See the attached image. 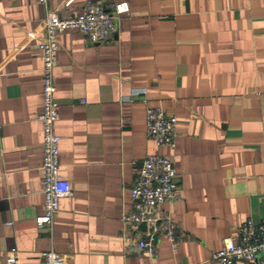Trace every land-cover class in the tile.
Listing matches in <instances>:
<instances>
[{"label":"crops","instance_id":"1","mask_svg":"<svg viewBox=\"0 0 264 264\" xmlns=\"http://www.w3.org/2000/svg\"><path fill=\"white\" fill-rule=\"evenodd\" d=\"M86 0H0V264H214L221 240L264 222V0H90L111 13L106 42L58 35L53 69L60 174L70 195L50 229L42 213L41 57L47 12ZM132 90L143 91L122 101ZM175 120V150L145 137V110ZM172 158L176 197L160 206L180 241L135 249L147 226L124 227L130 188L146 155ZM236 264H242L237 262Z\"/></svg>","mask_w":264,"mask_h":264},{"label":"built area","instance_id":"2","mask_svg":"<svg viewBox=\"0 0 264 264\" xmlns=\"http://www.w3.org/2000/svg\"><path fill=\"white\" fill-rule=\"evenodd\" d=\"M45 5L46 0H34ZM125 2L114 5L111 13L93 1L86 0L79 13L60 18L55 12H47L43 21V37L36 47L41 57V161L39 165L42 213L34 218L37 228L50 229L58 211L59 200L71 193L68 180L60 174L58 163L59 136L54 132L58 119V104L54 98L53 69L56 65L58 35L67 29H75L89 42H106L115 32L119 15L127 13ZM143 91L132 90L122 101L128 102ZM145 137L156 146L175 150V120L167 117L160 107L145 110ZM172 158L162 155H146L130 188L131 207L122 215L124 227L147 226L138 238L135 249L144 251L148 257L154 253L156 240H165L175 252L180 238L170 217L159 211L161 205L171 202L177 193ZM15 249L9 250L6 263L15 262ZM43 264H65L61 255L52 249L41 253ZM214 264H264V222L253 225L242 223L233 236L224 237L219 249L211 254Z\"/></svg>","mask_w":264,"mask_h":264}]
</instances>
